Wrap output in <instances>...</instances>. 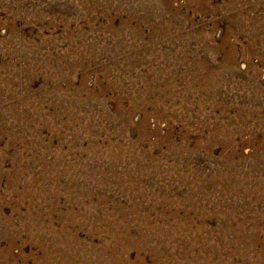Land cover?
<instances>
[{"label":"rangeland","instance_id":"rangeland-1","mask_svg":"<svg viewBox=\"0 0 264 264\" xmlns=\"http://www.w3.org/2000/svg\"><path fill=\"white\" fill-rule=\"evenodd\" d=\"M0 264H264V0H0Z\"/></svg>","mask_w":264,"mask_h":264}]
</instances>
